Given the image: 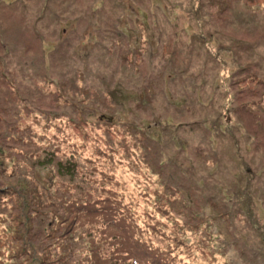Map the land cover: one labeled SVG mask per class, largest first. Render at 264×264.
I'll use <instances>...</instances> for the list:
<instances>
[{
    "label": "rangeland",
    "instance_id": "1",
    "mask_svg": "<svg viewBox=\"0 0 264 264\" xmlns=\"http://www.w3.org/2000/svg\"><path fill=\"white\" fill-rule=\"evenodd\" d=\"M47 2V0H32L31 4L34 11L40 12L41 7H44ZM50 2L51 4L48 3L49 11H45L47 15H51L52 11L58 9L54 0ZM86 2L88 5L85 4ZM191 2L192 0H100V5L107 8L110 14L106 17L97 10L98 16L103 17V20L93 24L98 16L95 18L91 16V12L94 11L91 0H84L83 3L80 0H73L77 7L68 9L66 4H63L66 10H61L59 14H56L58 21H52V30H49V27L47 29L43 27L46 18L43 22L37 23L36 29L41 37L40 40L39 37L34 36L32 28L29 29L26 26L25 15L21 14L23 12H19L17 8L14 9L11 4L0 2V12H9L5 17L0 15V40L3 41V44L0 42V57L7 54L8 51L4 48L7 44L13 59L11 69L14 71L12 73L16 87L21 92L23 88L27 95L35 97L39 103L50 102L56 107L54 109L57 113H62L64 117L73 116L72 106L59 103L56 100V93H49L46 90L53 89V86L43 87L45 80L43 79L44 73H41L42 67L49 69L56 82L66 80L67 84L64 88L70 91L68 95L70 98L80 101L83 97L87 104H94L96 115L111 111L119 123H124L123 119L126 121L133 119L149 126V139L146 143L154 151L152 153L156 163L162 165L166 163L176 170V177L185 180H179L180 184H190L197 178L201 185L200 194H206L205 197L200 198H206L215 203L212 214L217 216V221L221 223L219 226L215 225L214 229L213 225L211 228L214 231L211 239L215 242L209 241V250L204 246H200L201 250L192 248L195 254L193 264H264V85L261 82L256 84L258 89L250 93V96L236 102L238 105L246 103L245 107L248 108L250 114H253L251 121L261 119V125L240 122L243 127L236 134L229 128L226 129L225 125L229 124L230 118L222 114L224 108L221 106L218 105L216 110L218 102L216 99L206 100L202 107L198 102L201 107L199 111L195 103L197 100L195 91L182 78L183 74L187 76L190 70L196 68L198 70L205 64L207 79L202 89L207 90L209 95L213 89L210 88L211 85L220 77L229 76L230 71L235 67L246 69L256 62L257 54L246 50V46L248 43L257 42L255 49L264 51V14L257 15L253 19L250 18V14L254 13L252 10L264 11V6H248L239 1H230V6L222 3L219 8L211 5L201 6L200 1L196 0L194 7L198 10V17L197 12L191 14L193 7ZM82 6L85 10L78 15V7ZM14 12H17L14 14L15 17H13ZM38 12L31 17L32 22ZM67 24H71L68 26L69 29L65 27ZM110 24L115 26H113L115 35H109L112 33ZM62 28L68 29V33L62 35ZM59 30L61 31L60 36ZM90 30L93 31L90 36L94 34L93 41L104 36L102 40L107 47L113 50L112 54H105L100 47L98 52L91 53L97 55V58L93 59V63L86 68V71H95L93 73L99 76L104 83L98 81L96 84L98 88H92V91L79 71V62L87 52L84 49L89 50L90 47L95 46L92 41L88 42ZM70 32L77 34L75 36L77 39H71L69 45L65 41ZM107 35L110 38H106ZM87 36L89 37L86 38ZM258 39L260 41H256ZM144 40L150 42V47L148 44L144 46V54L140 60L138 56L133 55L134 62L126 68L127 65L117 56L112 41L122 42L123 47L117 52L120 54L121 50L124 52L128 49L127 43L136 48L139 46L138 42ZM21 45L23 56L15 58L14 48ZM43 46H46L45 51L48 56L46 61L41 59L42 53H45ZM95 51H97L96 47ZM130 51L133 53L132 49ZM19 61L22 66L18 64ZM82 66L85 64L83 63ZM167 73L173 75L168 76ZM244 74L246 73L239 72L234 78ZM258 75L264 78V65ZM165 81L166 85H164ZM197 82L199 84V81ZM200 84L198 86L201 87ZM224 85L226 86L227 82H224ZM37 88L43 92H37ZM79 89L81 93L83 90L86 94L82 93L84 96H79ZM102 93H106L113 105L105 100ZM168 94L174 98L172 105H168L165 99ZM232 94H234L233 91ZM226 101L225 98L220 99L219 102L222 104ZM12 102L17 104L15 99ZM241 112L240 119L248 121L250 114L247 110ZM98 116L102 115H97L96 118ZM209 121L217 122L222 126L219 128ZM65 130V134L67 136L69 134L68 137L78 131L68 127H65ZM59 132L60 130L50 126L46 138L41 141L45 144L50 143L53 135ZM0 133L3 132L0 131ZM173 138L176 140L173 141ZM77 139L82 141L80 137ZM90 140L89 138L88 141ZM39 141L35 135H31L30 139L23 138L22 140L0 135V144H15L20 151L38 152L37 156L28 160L31 162L30 166L20 159H6L5 164L7 168L9 167L7 171L13 173L12 165L18 163L17 167L23 169L20 172H28V176H34L39 184L47 183L50 179L53 186L61 191L62 188L72 189L71 191L80 190L82 186L77 184L74 189L72 182L66 179L65 173L61 172V165L56 164V162L60 163L58 159L61 155L51 164L43 159L44 154H40V149L37 147ZM242 144L247 145L246 149L250 151L248 155H245V147ZM178 147L185 154L179 151ZM109 157V153L97 152L91 156L92 164L88 166L89 168L100 167L107 173L106 176L101 177L108 189L105 194L103 193L106 199L104 203L108 205V208L113 209L114 217L119 223L136 225L142 235L152 229L153 233L161 234L163 241L167 244H172L174 239H178L177 235L181 233L178 231L183 230L187 235L195 233L194 241L202 243L201 228L196 231L190 226H184L182 230L181 224L183 223L174 221L160 193L154 194L149 191L148 194L137 195L136 184L132 179V168L124 165L125 162L118 164V172L123 176V184H119L112 176L110 168L103 164ZM36 160L40 161L38 165L35 164ZM169 162L175 165L172 166ZM5 171V169L0 170L2 190L7 187L6 184H12V178H15L21 186L32 187L35 194L38 192V187L34 188L28 177H12L5 174ZM133 174L138 184L149 185L152 189L150 184L137 173L133 171ZM241 178L246 179L250 186V198L247 202L243 201L244 206L245 208L250 206L254 211L253 213L247 212L249 218L245 219L240 218L242 215L238 212L239 207H233L236 205L235 202L231 204L223 202L228 198L221 196V190L230 192L232 195V191L237 188ZM210 179L216 186H213V190H208ZM189 195L192 196V193L185 196ZM0 197L1 203L8 202L9 197H6L3 192H0ZM118 202L125 203L127 207L126 213L122 216L115 209V206L120 207ZM1 211L10 213L11 210L5 208ZM197 211H204L206 214L210 211V207L202 204ZM204 214L202 212V215ZM97 215V213L82 215L81 220L77 221L84 224L89 223L96 216L102 223L103 217ZM225 218L226 220L220 222V219ZM66 226L67 223L63 224L61 230H64ZM137 242L145 251L146 246L139 239ZM186 243H192L188 236ZM236 249L238 252L234 253ZM241 249L245 252L249 251L243 253ZM184 251L186 252L180 254L174 264H185L188 261L186 256L188 251L185 249ZM145 260L146 258L143 257L139 262Z\"/></svg>",
    "mask_w": 264,
    "mask_h": 264
},
{
    "label": "trees",
    "instance_id": "2",
    "mask_svg": "<svg viewBox=\"0 0 264 264\" xmlns=\"http://www.w3.org/2000/svg\"><path fill=\"white\" fill-rule=\"evenodd\" d=\"M47 1L44 7H41L40 12H38V10L34 11L31 4L32 0H18L17 2L16 0H0L1 3L11 4L14 9L17 8L19 12H23L21 14L25 15L24 21L26 20V26L29 29L32 28L35 37L40 36L36 29L37 23L43 22L45 18L46 22L43 27L45 29L49 27V30H52V21H58L56 14H59L61 10H66L63 8V4H66L68 9L77 7L73 3V0H69L71 2L68 0H54L58 9L54 10V12L52 11L51 15H47L46 12L49 11L48 3L51 4L50 1L52 0ZM80 1L82 3L84 2V0ZM199 1L201 6L211 5L219 7L222 3L230 6V1H239L248 6H264V0ZM85 4L88 5V2ZM91 4L92 9H94L91 12L92 18L98 16L97 10L106 17L110 14L107 8L100 5V0H91ZM191 5H193L191 14L197 12L198 16V10L194 7L196 0H192ZM84 10L83 6L78 7V15L83 13ZM252 11L254 13L250 14L251 19L257 17V15L264 14V11ZM37 12L38 14L32 22L31 17ZM16 13L14 12L13 15ZM8 14L9 12H0V15L3 17ZM101 20H103V17L98 16L94 19L93 24L100 23ZM192 20L194 21V18ZM17 25L19 27V23ZM70 25L67 24L65 27L69 29L68 26ZM110 26L112 33H109V35H115L114 25L112 26L110 24ZM66 28L61 29L62 35L68 33V29ZM61 31L59 30V36ZM90 33H93V31H89V36L91 35ZM76 35L70 32L65 43L70 45L71 39H77L75 37ZM84 35L86 34L84 33ZM93 35L92 37L87 36L86 38L89 37L88 42L92 41L95 46L89 48L90 52L88 49H84L87 52H84L85 54L79 62V71H81L82 78L85 77V83L90 87V91H92V88H98V85H96L98 81L103 83L99 76L93 73L95 71H86V68L93 63V59L97 58V55H92L91 53L98 52L100 47L105 54L113 53L112 48L107 47V44L102 40L104 36H100L101 39L93 41ZM109 35L106 38H110L108 37ZM259 39L256 41H260ZM21 41L23 43L22 39ZM0 42L3 44L2 40ZM138 44L139 46L135 48L127 43L128 49L124 50V52L121 50L119 54L117 52L118 49L123 47L122 42L112 41L117 56L127 65L125 66L126 68L131 66V62H134L133 55L138 56L140 60V57L144 54V46L148 44L150 47V42L147 40L138 42ZM257 44V42L248 43L246 46V50H251V52L257 54V61L246 69L235 67L230 71L229 76L220 77L217 82L211 85L210 88L213 89L209 95L207 90L202 89L203 86L205 87L207 79L206 68H204L206 66L205 64L198 70L197 68L192 71L190 70L187 76L182 75L185 83L195 91V98L197 99L195 103L199 111L206 100L211 98L216 99L218 101L216 103V110L218 105L221 106L224 108L222 114L230 118L229 124L225 125L226 129L229 128L236 134L242 130L243 126L240 122L261 125V119L251 121L253 114H250L248 108L245 107L246 103L242 105L236 104L237 101H241L245 97L250 96V93L256 88L258 89L256 84H260L261 82L264 85V78L258 75L261 72L262 65H264V51L256 50L255 47ZM43 47L45 53H42L41 59L46 61L48 59L45 51L46 46ZM95 47L97 51H95ZM4 48L8 52L5 56L0 57V131L4 133H0V135H6L13 139L17 138L18 140H22L23 138L30 139L31 135H35L40 140L37 147L40 149V154H44L43 159L47 162L49 161L48 163L51 164V162H55V159L61 155L60 159H58L60 163L56 162L58 166L61 165V172L65 173L66 179L72 182L74 189L77 184L82 186V188L77 191L62 188L61 191L59 188L53 186L50 179L47 183L39 184L34 176H28V172H20L23 169L17 167L18 163L12 165L13 173L8 172L7 169L9 167L7 168L5 164L6 159H20L23 163H27L26 165L30 166L29 164L31 162L28 160L37 156L38 152L20 151V148L15 144H0V170L5 169V174L12 177H28L34 188L38 187V192L35 194L32 187L28 188L26 185L21 186L18 180L12 178V184H6L7 187H4V190L0 188V192H3L6 197H9L8 202H0V264H174L176 258L186 252L184 249L188 251L186 253L188 261L185 264H193L192 260L195 259V254L191 250L192 248L201 250L200 246H204L209 250L210 242H215L211 239L212 232H214L211 230L212 225L213 229L215 225H221L217 221V216L215 217L212 214L215 203L209 199L200 198L205 197L206 194H200L199 190L201 185L197 178H195L194 182L190 179V184H180L178 181L184 179L176 177V170L166 163L163 165L156 163L153 155L154 151L146 143L149 139L148 131L150 129L148 125L142 124V122L138 123L133 119H128L127 121L123 119L124 123H119L111 111L98 113L97 115L102 116L96 118L95 105L87 104V101L82 97L84 96L83 94H86L83 90L82 94L81 89H79V96L81 95L82 97L80 101L70 98L68 96L70 91L64 88V85L67 84L66 80L63 79L61 82H56L49 69L42 67L41 73H44L43 79L45 80L43 87L49 88L53 86V89L46 90L49 93H56V100L59 103L71 104L72 106V110L74 111L73 116L64 117L62 113H57L56 109H54L56 107L50 102L44 104L39 103L35 97L27 95L23 88L21 92L16 87L14 83L15 77L12 73L14 71L11 69L13 63L11 50L7 44L4 45ZM21 48L22 45L14 48L15 58H21L23 56V48ZM131 49L133 53L130 51ZM73 50L76 52L75 49ZM147 56L146 58H148ZM83 63L85 66H82ZM18 64L22 66L21 61ZM255 69L257 70L253 71ZM239 72L246 74L235 79L234 76ZM167 75L172 76L173 74L167 73ZM197 81H199V84L201 83V87L198 86ZM223 81L225 83L227 82L226 86ZM164 85H166V81ZM232 91L234 94H232ZM37 92L41 93L43 90L37 88ZM102 96L113 105L108 100L106 93H102ZM199 98L202 99L200 100ZM225 98L227 101L221 104L219 102L220 99L224 100ZM13 99H15L17 104L12 102ZM165 99L168 105L174 104V98L170 94L166 95ZM198 102L201 103V107ZM245 109L250 114L248 121H242L239 117V114L242 113L241 111ZM209 122L219 128L222 126L217 122ZM63 124L65 127L75 128L78 130L77 133L68 137L69 134L68 136L65 134L66 130ZM50 126L60 130V132L53 135L50 143L45 144L41 140L46 138ZM244 134L246 132L243 133V136ZM78 137L82 141H79L77 139ZM89 138L91 139L90 141H88ZM175 140L173 138V141ZM242 145L245 147V155H248L250 151L246 149L247 145ZM178 150L182 151L179 147ZM97 152L110 154V157L103 164L110 168L112 176L117 179L119 184H123V176L118 172V164L125 162L124 165L128 166V168L131 167L132 179L136 184L135 192L137 195L141 193L148 194L149 191L154 194L160 193L164 197L167 203V209L173 216L174 221L183 223L181 224L182 230L184 226H190L191 229L196 231L201 228L202 243H196L194 241L196 237L195 233L187 235L186 231L183 230L178 231V233L181 232L177 235L178 239H174L172 244H167L163 241L162 235L153 233L152 229L150 231L147 230L142 235L137 230L136 225L131 226L129 223H119L114 217L113 209L108 208V205L104 203L106 199L103 193L105 194L108 189L103 184L101 177L106 176L107 173L100 167L89 168L88 166L92 164L91 156ZM182 152L185 154L184 151ZM61 157L63 158L61 159ZM39 162V160H36L35 164L38 165ZM169 163L172 166L175 165L173 162ZM133 171L145 182L150 184L152 189L149 185L138 184ZM213 186H215L214 182L210 179L208 190H213ZM249 187L247 180L241 178L237 188L232 191V195H230V192L221 190V196L228 198L223 202L230 204L235 202L236 205H233V207H239L238 212L242 215H239L241 219L249 218L247 212H254L250 206L245 208L243 203V201L247 202L250 198ZM188 193H192V196H185ZM202 204L210 207V211L206 214L202 211L204 215H202V212L197 211V208L202 206ZM118 206L120 207L115 206V209L119 215H124L127 208L125 203L118 202ZM4 207L9 208L11 210L10 213H3L1 209H5ZM89 213H97L102 216V223L99 222L96 216L89 223L84 224L81 221H77L81 220L82 215ZM214 220H216V223H214ZM224 220L226 218L220 219V222ZM65 223H67V226L64 227V230H61ZM215 235L217 236V234ZM187 236L192 243H186ZM138 239L146 246L145 251L139 246ZM241 251L247 253L249 250L245 252L241 249ZM235 252L237 253L238 249L234 250ZM143 257L146 260L139 262Z\"/></svg>",
    "mask_w": 264,
    "mask_h": 264
},
{
    "label": "bare ground",
    "instance_id": "3",
    "mask_svg": "<svg viewBox=\"0 0 264 264\" xmlns=\"http://www.w3.org/2000/svg\"><path fill=\"white\" fill-rule=\"evenodd\" d=\"M47 242V241H46Z\"/></svg>",
    "mask_w": 264,
    "mask_h": 264
}]
</instances>
